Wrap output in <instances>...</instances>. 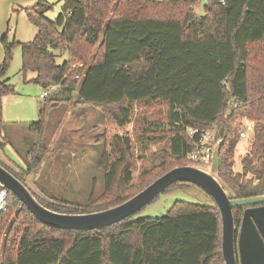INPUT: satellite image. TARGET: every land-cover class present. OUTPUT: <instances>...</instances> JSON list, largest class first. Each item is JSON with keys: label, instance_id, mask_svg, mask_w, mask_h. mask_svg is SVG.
Instances as JSON below:
<instances>
[{"label": "trees", "instance_id": "1", "mask_svg": "<svg viewBox=\"0 0 264 264\" xmlns=\"http://www.w3.org/2000/svg\"><path fill=\"white\" fill-rule=\"evenodd\" d=\"M51 5L40 0L24 10L37 27L32 40L8 41L7 34L3 39L6 56L0 77L11 47L18 45L22 76L31 71L34 82L54 85L31 128L36 125L41 134L56 95L77 90L81 102L114 105L109 114L119 127L129 122L131 102L166 101L170 135L169 159L141 175H148L142 187L131 183V139L115 133L111 147L117 157L108 161L104 156L102 163L103 193L87 204L56 199V204L41 201L45 206L77 213L118 204L170 168L188 164L187 154L199 137L189 129L212 125L216 138L223 140V181L236 197L264 193V0H62L61 12L52 20L44 15ZM200 5L201 14L195 10ZM96 43L98 57L81 61L89 54L87 47ZM62 49L68 57L58 63L55 51ZM13 90L8 78L0 80V137L1 95ZM243 118L252 122V138L239 159L240 169H234V125ZM30 171L25 167L24 173ZM177 205L157 217L67 230L45 225L9 194L6 209L0 210V264H225L217 207L184 201ZM241 214L242 207L233 208L236 225ZM7 231L13 235L8 237Z\"/></svg>", "mask_w": 264, "mask_h": 264}, {"label": "rangeland", "instance_id": "2", "mask_svg": "<svg viewBox=\"0 0 264 264\" xmlns=\"http://www.w3.org/2000/svg\"><path fill=\"white\" fill-rule=\"evenodd\" d=\"M46 1L52 5L44 15L52 20L61 12L62 0ZM195 10L199 14L203 13L201 5ZM36 33L37 27L27 19L25 11L14 6L8 23V41L14 39L27 42ZM86 50L89 54H85V60H81L83 62L97 58L100 53L97 43L88 46ZM55 53L58 63L68 57L67 51L63 49L56 50ZM73 62L77 66L81 65V62ZM141 65V62L135 63L133 68L138 69ZM20 66V46L14 45L11 47L8 67L0 77V80L8 78L9 83L14 85L12 92L1 95L4 136L0 137L3 143L0 146L14 171L22 178L32 173L33 182L47 197L87 204L89 198L91 201L100 196L104 190V156L108 161L117 157L111 147L115 133L128 134L131 139L128 161L131 164V183L135 189L145 184V178L149 174L166 164L169 159L170 135L166 101L145 99L131 102L129 122L119 127L109 114L110 109L114 110V105L81 102L77 98V90L60 92L56 95L55 106L49 111L40 134L36 125L32 129L30 124L39 119V109L44 101L40 93L44 87L32 80L34 73L31 71H27L23 77ZM251 76L249 87L253 88L255 81ZM251 125L252 122L244 118L235 122L236 134L244 128L248 138L245 140L236 136L234 169H240L239 159L245 151L242 144H249ZM27 166L31 171L24 173ZM145 172L148 175L141 177ZM180 201L214 206L211 196L200 187L186 182L176 183L138 209L130 219L164 215L178 206ZM6 233L8 237L13 235V231Z\"/></svg>", "mask_w": 264, "mask_h": 264}, {"label": "water", "instance_id": "3", "mask_svg": "<svg viewBox=\"0 0 264 264\" xmlns=\"http://www.w3.org/2000/svg\"><path fill=\"white\" fill-rule=\"evenodd\" d=\"M40 0H0V67L6 53L3 39L13 7L32 8ZM223 140L212 147L209 167L196 164L176 165L148 183L126 200L95 211L60 212L41 201L58 203L47 197L33 182L29 173L20 179L0 146V188L15 195L42 223L55 229L97 230L129 218L142 206L151 202L162 191L178 182L194 184L209 194L221 218V253L225 264H264V193L236 197L219 175V152ZM245 207L238 225L234 222L233 208Z\"/></svg>", "mask_w": 264, "mask_h": 264}, {"label": "built area", "instance_id": "4", "mask_svg": "<svg viewBox=\"0 0 264 264\" xmlns=\"http://www.w3.org/2000/svg\"><path fill=\"white\" fill-rule=\"evenodd\" d=\"M53 88L54 85H49L47 87H44V90L40 93V97L45 98L48 95L49 91L52 90ZM189 133L191 135L194 133H198L199 136L198 139L195 141L193 147L189 150L187 154L189 164H196V165L209 167L211 164L212 147L214 142L218 140L215 136L214 126L212 125L209 128H206L201 131L198 128H190ZM237 138L245 139V140L248 138V134L244 128L240 129ZM251 138L252 137L250 136V139H248L249 144L247 143L242 144L244 146L245 151L248 149L250 145ZM9 194L11 193L7 189L0 188V210L6 209L7 196Z\"/></svg>", "mask_w": 264, "mask_h": 264}, {"label": "flooded vegetation", "instance_id": "5", "mask_svg": "<svg viewBox=\"0 0 264 264\" xmlns=\"http://www.w3.org/2000/svg\"><path fill=\"white\" fill-rule=\"evenodd\" d=\"M245 207H242V211H243V209H244ZM240 222V221H239Z\"/></svg>", "mask_w": 264, "mask_h": 264}]
</instances>
